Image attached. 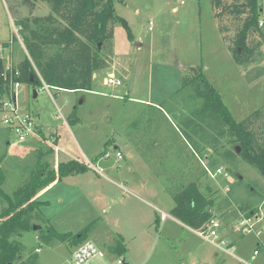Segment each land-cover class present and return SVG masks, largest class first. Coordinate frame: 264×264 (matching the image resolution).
<instances>
[{
    "label": "rangeland",
    "instance_id": "rangeland-1",
    "mask_svg": "<svg viewBox=\"0 0 264 264\" xmlns=\"http://www.w3.org/2000/svg\"><path fill=\"white\" fill-rule=\"evenodd\" d=\"M222 1L226 6L236 2ZM258 4L263 22L264 0ZM115 10L129 29L115 24L113 49L107 46L103 55L110 68L115 64L120 70L124 87L97 83L107 78V68L97 74L91 91L53 88L48 92L28 84L18 89L20 110L31 113L48 136L38 139L37 148L47 152L58 140L62 161L77 160L91 168L89 174L64 180L47 191L40 199L44 202L41 216L34 213L33 226H51L58 234L69 235L90 229L75 245L70 240L48 241L46 230L25 232L14 239L21 246V258L12 264H71L72 253L87 241L100 249V259L93 264H238L198 237L196 229L171 221L163 229L156 219L162 212L172 213L175 193L196 183L203 195L215 201L213 212L227 230L238 218L237 211H261L263 220L257 230L264 244V177L242 159L241 151L234 150V137L220 118L204 112V99L198 96L203 88L196 82L182 84L184 76H195L201 69L236 122L260 112L251 129L263 143L264 38L249 36L254 53L240 65L224 38L233 45L236 29L246 16L237 18L227 12L219 25L211 0H116ZM50 13L44 1L7 0L5 4L0 0V43L11 41L0 53L4 69L15 68L28 53L21 20ZM260 29L264 34V27ZM4 118L3 111L2 137L8 130ZM7 132L11 145L6 138L4 151L19 157L26 142ZM205 165L212 173L222 168L230 181L224 175L213 179ZM136 185L155 190L157 197L136 190ZM230 232L236 256L250 260L256 237ZM258 263L264 264V254Z\"/></svg>",
    "mask_w": 264,
    "mask_h": 264
},
{
    "label": "trees",
    "instance_id": "trees-1",
    "mask_svg": "<svg viewBox=\"0 0 264 264\" xmlns=\"http://www.w3.org/2000/svg\"><path fill=\"white\" fill-rule=\"evenodd\" d=\"M37 1L47 2L51 13L21 20L22 38L28 53L12 69L19 72L14 82L34 88L45 84L59 91H91L94 75L109 68L108 59L103 54L107 46L113 49L114 25L122 23L128 28L127 22L116 13V0ZM239 1L241 0H236L231 6H226L222 0H211V4L219 25L227 12L237 18L246 16L236 29L233 45L227 36L224 38L233 50L235 61L242 65L254 53V48L248 45L249 36L260 34L264 38V34L259 26V0H242L244 2L238 3ZM240 49L243 53H240ZM10 75L11 70L4 69V62L0 57V114L3 112V101L15 95ZM195 82L203 88L198 91V96L204 99V112H211L220 118L234 137V142L238 145L236 147H240L242 159L264 177V142L261 143L251 129L260 112L243 122H236L221 95L204 78L201 69H197L195 76L187 75L182 80L184 87ZM54 151L52 148L47 152L40 148L37 150L33 171L24 185L12 195L3 190L6 177L0 168V198L7 203L0 214V264H10L21 258V246L14 239L32 231L36 216H41L39 213L44 202L37 199L39 191L66 177L85 174L91 170L86 163L70 160L60 162L57 170L45 176L42 160ZM174 200L176 205L172 211L173 217L196 230L206 227L216 208L215 201L209 195H203L196 183L175 193ZM34 213L38 214L35 216ZM44 229L48 241L70 240L75 245L86 238L90 228L77 235L58 234L51 226Z\"/></svg>",
    "mask_w": 264,
    "mask_h": 264
},
{
    "label": "built area",
    "instance_id": "built-area-1",
    "mask_svg": "<svg viewBox=\"0 0 264 264\" xmlns=\"http://www.w3.org/2000/svg\"><path fill=\"white\" fill-rule=\"evenodd\" d=\"M2 1L7 4V0ZM259 26L260 28H263L264 21L260 22ZM149 29H153L152 23H150ZM16 32L18 31L16 30ZM2 51L3 47L2 45H0V53ZM8 69L11 70L10 83L11 87L15 89V95H12L10 98H7L2 103V108L5 112L4 125L8 128L11 133L15 134L21 142H26L31 138L38 136V126L31 113L20 110L18 105V89L21 88L22 84L20 82H14V78L19 76V72H14V70L12 71L14 67H9ZM106 85L112 88L124 87L125 79L120 76L116 70H113L108 74L106 78ZM42 88H44L48 92L51 89L45 84ZM55 151L58 152L57 147H55ZM116 156L118 159L123 158L121 152H117ZM90 164L92 165V163ZM205 167L206 173L213 179H216L217 176L224 175L226 179L230 181L228 173L222 168L212 173L206 165ZM236 213L238 214V218L231 223L230 230H227L225 228V223H223L222 220L217 217L214 212H212V218L208 222L206 227L198 230H193V232L204 241L213 245L219 251L234 257L237 260L238 264H256L258 258L262 254H264V244L260 240L262 232L257 230L258 225L263 220V213L259 211L257 213L252 212L250 214H247L240 210ZM161 218L162 220H166L167 218H169V216L165 213H162ZM229 232L232 233V235L237 234L241 236L253 234L256 237V248L254 249L250 260L236 256L234 252L233 242L231 240V235H229ZM97 258H100L99 247L94 242L87 241L77 247V249H75V251L72 253L71 264H93V262Z\"/></svg>",
    "mask_w": 264,
    "mask_h": 264
},
{
    "label": "crops",
    "instance_id": "crops-1",
    "mask_svg": "<svg viewBox=\"0 0 264 264\" xmlns=\"http://www.w3.org/2000/svg\"><path fill=\"white\" fill-rule=\"evenodd\" d=\"M176 10L177 9L175 8L174 11H176ZM10 42L0 43V45H4V44L8 45V44H10ZM6 48H9V47H5L3 49V51H5ZM0 57L2 58V60L5 59L3 57V55H1V54H0ZM117 60H118L117 58L114 59V61L116 63H117ZM107 70H109L110 72L113 70H116L117 72L120 71L116 68L115 64H113L111 66V68L109 67ZM97 74L98 73H96L93 77L92 86L95 84V80L97 79ZM97 83L98 84H103V83L106 84V78L102 79V80L99 79ZM41 89L43 91H46L42 87H41ZM83 102L84 101H82L81 104H83ZM3 126L6 127L5 125H3ZM5 131H6L5 132L6 135H3V137L0 135V141L2 142V144L0 146V168L2 169V171L4 172L5 177H6V180H5L4 185H3V190L5 191V193L12 195L13 192H15L17 189H19L20 187L23 186L24 182L27 180V178L30 176L31 172L33 171L35 164H36V155H37V150H38L37 145L39 144L38 139L39 138L42 139L43 134H44V136H47V135L43 132V129L38 126V136L31 138L30 140L26 141V143L23 145V148H22L23 152L20 153V156L19 157H17V156L13 157V156H10L6 151H4L5 146H3V141L8 137V135H7L8 130H5ZM0 133H1V130H0ZM6 142H7V145H11L9 138H7ZM55 147L58 148V152L54 151L53 153L46 155L42 160L45 176H48L51 171L57 170L60 161L64 162L61 159L62 151L58 147V140H57ZM116 149L119 150V148H117V147H116ZM4 152H6V153H4ZM89 173H90V171H88L85 174H89ZM85 174H81V175H85ZM75 176H80V175H75ZM73 177L74 176L66 177L62 181L67 180V179H71ZM77 179H79V178H77ZM88 179L93 180L90 176ZM61 182H55V183L49 185L48 187L40 190L39 193L37 194V199L40 200L42 198V196H44L46 194L47 191L56 187ZM95 183L97 184V182H95ZM137 189L139 191H142V192L145 191V193L147 195L153 194V196H152L153 198L157 197V193L155 190L154 191L153 190H147L144 186L136 185V190ZM5 207H7V203L3 199L0 198V214H1L2 209ZM153 210L156 211V208L153 207ZM173 210L174 209H172V211ZM162 213H165L169 216V218H167L166 220H162V218L159 216L156 219V222H158V223L162 222V224H164L163 229L166 228V226H167L166 223L168 221H171V223L175 226H176V224H178L179 226L181 225L182 227H184V224L181 221H179L178 219H176L175 217H173L172 213H170V214H168L166 212H162ZM98 259H100V258H97L96 260H98Z\"/></svg>",
    "mask_w": 264,
    "mask_h": 264
},
{
    "label": "water",
    "instance_id": "water-1",
    "mask_svg": "<svg viewBox=\"0 0 264 264\" xmlns=\"http://www.w3.org/2000/svg\"><path fill=\"white\" fill-rule=\"evenodd\" d=\"M240 51H241V49H240ZM185 70H187V69H185ZM191 71H195V69H191ZM195 72H196V74H197V71H195ZM35 96H37L36 92H35ZM235 151H236L237 153H240V147H236ZM33 230H34V231H44L45 229H44L42 226L34 225V226H33ZM10 264H12V263H10Z\"/></svg>",
    "mask_w": 264,
    "mask_h": 264
}]
</instances>
